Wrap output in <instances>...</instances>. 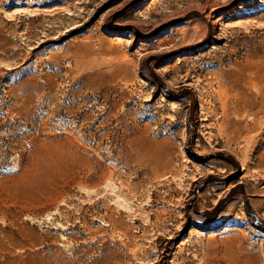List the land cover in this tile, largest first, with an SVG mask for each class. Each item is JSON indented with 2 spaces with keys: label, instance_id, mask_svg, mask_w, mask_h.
<instances>
[{
  "label": "rangeland",
  "instance_id": "obj_1",
  "mask_svg": "<svg viewBox=\"0 0 264 264\" xmlns=\"http://www.w3.org/2000/svg\"><path fill=\"white\" fill-rule=\"evenodd\" d=\"M263 67L264 0H0V264H264Z\"/></svg>",
  "mask_w": 264,
  "mask_h": 264
},
{
  "label": "bare ground",
  "instance_id": "obj_2",
  "mask_svg": "<svg viewBox=\"0 0 264 264\" xmlns=\"http://www.w3.org/2000/svg\"><path fill=\"white\" fill-rule=\"evenodd\" d=\"M222 1H223V0H221V2H222ZM211 3H212V2H211ZM224 3H225V2H224ZM208 4H209V3H208ZM217 4H218V2H217ZM209 5H210V4H209ZM226 5H227V4H226ZM213 6H215V5H213ZM202 7H203V6H202ZM204 7H205V6H204ZM204 7H203V9H204ZM200 8H201V6H200ZM213 8H214V7H213ZM204 10H205V9H204ZM210 14H211V13H210ZM208 15H209V13H208ZM211 15H212V14H211ZM209 17H210V16H209ZM260 65H261V64H260ZM260 65L258 64V66H260ZM262 66H263V65H261L259 68H261ZM256 67H257V66H256ZM263 68H264V67H263ZM258 70H259V69H258ZM261 72H262V71H261ZM259 73H260V70H259ZM261 74H262V73H261ZM261 74H260V75H261ZM263 74H264V71H263ZM263 74H262V75H263ZM259 77H260V76H259ZM259 77H258V78H259ZM262 78H263V76H262ZM259 80H260V82H262V81H261V77L259 78ZM247 82H248V81H247ZM258 82H259V81H258ZM260 82H259V83H260ZM249 83H250V82H249ZM255 83H256V82H255ZM250 84H251V83H250ZM248 88H249V87H248ZM256 88H259V87H256ZM249 89H250V88H249ZM260 89H261V90H264V84H263L262 86L260 85V88L258 89V91H259ZM258 94H259V92H258ZM260 95H261V92H260ZM262 95H263V92H262ZM262 97L264 98V96H262ZM262 97H261V98H262ZM263 98H262V99H263ZM255 101H256V100H255ZM258 102H259V101H258ZM254 103H255V102H254ZM260 103H261V102H260ZM251 104H252V102H251ZM262 104H264V103H262ZM262 104H261V105H262ZM224 106H225V105H224ZM237 113H239V112H237Z\"/></svg>",
  "mask_w": 264,
  "mask_h": 264
}]
</instances>
